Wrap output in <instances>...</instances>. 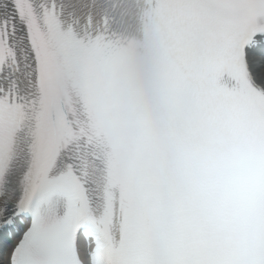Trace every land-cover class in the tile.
Returning a JSON list of instances; mask_svg holds the SVG:
<instances>
[{"label":"snow or ice","instance_id":"obj_1","mask_svg":"<svg viewBox=\"0 0 264 264\" xmlns=\"http://www.w3.org/2000/svg\"><path fill=\"white\" fill-rule=\"evenodd\" d=\"M93 0H0V264H264V0H147V74Z\"/></svg>","mask_w":264,"mask_h":264},{"label":"bare ground","instance_id":"obj_2","mask_svg":"<svg viewBox=\"0 0 264 264\" xmlns=\"http://www.w3.org/2000/svg\"><path fill=\"white\" fill-rule=\"evenodd\" d=\"M256 59V58H255Z\"/></svg>","mask_w":264,"mask_h":264}]
</instances>
